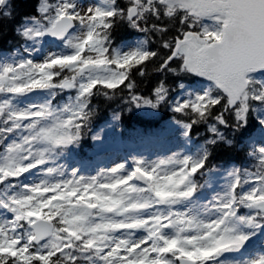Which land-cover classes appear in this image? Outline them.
<instances>
[{
  "label": "snow or ice",
  "instance_id": "obj_1",
  "mask_svg": "<svg viewBox=\"0 0 264 264\" xmlns=\"http://www.w3.org/2000/svg\"><path fill=\"white\" fill-rule=\"evenodd\" d=\"M24 2L0 0V37L11 25L23 41L0 55V264H264V244L254 248L264 238V0H35L20 11ZM120 24L157 36L158 48L117 46ZM47 38L58 51L42 53ZM148 63L199 80L178 85L181 100L165 79L138 95L133 73ZM124 89L128 111L187 117L175 121L185 142L205 125L204 144L94 175L61 163L92 122L93 98ZM246 137L254 171L210 166L217 148Z\"/></svg>",
  "mask_w": 264,
  "mask_h": 264
},
{
  "label": "trees",
  "instance_id": "obj_2",
  "mask_svg": "<svg viewBox=\"0 0 264 264\" xmlns=\"http://www.w3.org/2000/svg\"><path fill=\"white\" fill-rule=\"evenodd\" d=\"M35 5V0H25L23 4L18 5L20 11H32ZM135 38H140L142 40H148V47L153 50H156L159 45L158 37L152 35L151 33L145 34L137 32L134 29L128 28L125 24H120L114 30L113 40L115 44L118 46L119 44L130 41ZM23 41L18 37L14 36L11 32V25H6L4 28V35L0 37V55L10 54V52L18 51L21 49V45ZM156 67V63H148L145 69L146 75L140 76L136 73H133V79L136 81V93L138 95L150 96L154 87L161 79H165L167 86L170 89V98L174 100L177 94L180 93L181 89L178 87L180 83H184L189 85L192 83L193 79L199 80V78L193 77H175L171 74H168L166 77L155 72L154 69ZM123 87V86H121ZM127 99V89H124L123 92H118L116 96L112 99H106L103 95H98L93 98V106L95 109V115L92 118V122L89 125V128L86 129L83 140L80 144V147H91L90 143V130L98 129L103 124L108 123L111 120L114 112L121 111L122 119L121 121L114 122V131L119 132L124 136L130 135L131 132L135 131L136 133H140L142 130L149 131L151 125L157 123L154 119L148 117L138 109L133 108L132 111H128V105L124 103ZM159 113L161 115V121H169V120H182L187 122L188 118L183 117L182 114L174 113L171 111V108L168 106H163L159 109ZM194 133L193 136L195 138L196 143L204 144L205 139L208 137V133L206 132V127L203 124L194 125ZM259 136V129L256 128L252 130L253 139ZM250 141L246 137L242 144H240L236 149H224L217 148L212 158L210 159V166L212 167H224V166H243L248 163L250 159L249 156L246 155L247 151L250 149H246V145H248ZM251 160H254L251 158Z\"/></svg>",
  "mask_w": 264,
  "mask_h": 264
},
{
  "label": "rangeland",
  "instance_id": "obj_3",
  "mask_svg": "<svg viewBox=\"0 0 264 264\" xmlns=\"http://www.w3.org/2000/svg\"><path fill=\"white\" fill-rule=\"evenodd\" d=\"M82 2H88V0H82ZM141 39H132L131 41H125L118 46L127 47L134 45ZM58 42H51L49 38L46 42H42L39 46L42 53H47L49 50L58 51L56 44ZM21 50V49H20ZM19 51V50H18ZM15 52V51H14ZM35 56V54H33ZM2 56H9V54H3ZM204 83V82H201ZM199 87L200 84H196ZM67 95V94H65ZM186 92L180 91L176 95L173 101L181 100L186 98ZM43 93H34L27 97L29 102H40L43 99ZM148 117L154 119L157 123L151 125L150 131L142 130L140 133L135 131L131 132L129 137H125L123 141H120V137H117L119 132H115L113 116L111 120L100 126L98 129L90 130V143L91 147L85 149V147L74 148L61 163L66 166H75L81 170L84 175H94L99 170L113 166L115 163L128 162L130 164L132 157L138 156L145 159H158L165 156L171 155L173 152H195L196 149L201 145L195 143L193 133L191 140L193 139V146L190 145L189 141L185 142V138L181 134L180 126L175 123L177 120L161 121L162 117L158 110L151 109H138ZM161 130H164L162 134ZM100 135L101 141H94L93 136ZM259 136L255 139H258ZM120 141L124 144L125 151L122 153L120 150ZM125 141V142H124ZM241 166V165H240ZM255 160H248L246 165L243 167L254 171L256 168ZM232 166L227 167H214L217 171L223 173L226 169H230ZM239 167V166H238ZM225 184L223 176H218L214 182L215 191H219ZM205 196L211 197L214 193L212 190H206ZM264 244V238L256 241L254 245L255 249H259Z\"/></svg>",
  "mask_w": 264,
  "mask_h": 264
},
{
  "label": "water",
  "instance_id": "obj_4",
  "mask_svg": "<svg viewBox=\"0 0 264 264\" xmlns=\"http://www.w3.org/2000/svg\"><path fill=\"white\" fill-rule=\"evenodd\" d=\"M50 39H52V38H50Z\"/></svg>",
  "mask_w": 264,
  "mask_h": 264
}]
</instances>
